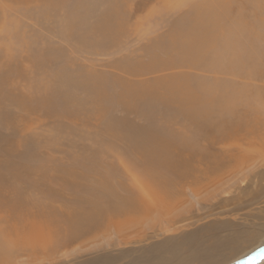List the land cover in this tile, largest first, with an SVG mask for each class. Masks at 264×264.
I'll return each instance as SVG.
<instances>
[{"label":"rangeland","instance_id":"1","mask_svg":"<svg viewBox=\"0 0 264 264\" xmlns=\"http://www.w3.org/2000/svg\"><path fill=\"white\" fill-rule=\"evenodd\" d=\"M70 1H48L47 8L41 0H0L9 4L1 3L2 9L8 6L3 13L0 9V25L5 21L0 35V64L6 54L14 52L20 76L31 83L32 72L34 81L31 91L18 90L23 95H17V104H4L6 93L2 92L0 117L8 126L0 125V131L12 132L10 141H15L16 151L30 147L21 146L22 140L31 142V178L36 186L35 201L27 203L23 197L13 201L17 197L13 186L23 190V181L12 185L8 179L0 184V264H232L237 256L246 258L259 251L264 247V234L259 236L264 226L263 166L252 169L242 182L235 178L227 181L224 168L218 173L188 175L183 182L161 174L157 181L146 173L130 136L135 127L150 129L151 124L155 127L165 122L160 117L169 110L168 104L161 106L156 117L153 113L158 104L142 107L145 96L139 92L154 88L165 97V89H157L158 81L180 84L189 76L199 83L190 88L197 94L204 87L216 96L234 88L241 95L239 89L244 83L249 95L259 93L251 67L244 68L243 76L233 73L244 64L237 65L246 53L237 45L241 41L250 43L249 23L256 18V4L244 0H89L81 10L82 16L67 31L71 32L70 41H65L58 37L53 21L67 26L61 12ZM39 8L47 13L34 15ZM189 16H201L210 23L208 33L204 29L203 34L215 40L209 42L206 37L201 43L208 48L205 62L211 63L212 53L219 54L211 63L215 66L202 70L196 64L178 62V66L160 72L141 71L153 53H160V44L183 30ZM105 19L111 33L102 29ZM239 24L242 30L235 34ZM243 27L248 32L243 33ZM229 42L238 60L232 73L226 66L225 43ZM170 55L165 50L160 53L162 59ZM30 59L33 62L28 64ZM46 60H51L54 67H47ZM53 84L50 93L45 87ZM83 84H98L100 89H83ZM56 86H60L62 97L54 100ZM126 88L137 90L132 92L134 98L118 95ZM184 91L177 95L175 105L187 99ZM119 99L128 106L119 107ZM260 99L264 105V92ZM222 102L225 109L228 103ZM252 113L244 120L254 125L256 113ZM237 116L230 121H236ZM118 121L124 128H118ZM220 122L225 125L224 117ZM168 126V138H197L201 146L209 141L206 129L193 132L191 127L176 122ZM128 127L131 129L125 130ZM221 142L205 145L204 152L224 161V140ZM175 152L176 146L171 147L170 153ZM207 163L194 164L202 169ZM106 186L120 192L130 188L135 195L142 190L141 194L146 192L152 198V206L144 209L135 205L129 211L101 214L96 225L75 228L71 219L79 212L89 214L83 206L90 208L87 203L95 202L93 195ZM233 232L239 233L235 240L240 242L238 249L224 246ZM251 264H264V258Z\"/></svg>","mask_w":264,"mask_h":264},{"label":"bare ground","instance_id":"2","mask_svg":"<svg viewBox=\"0 0 264 264\" xmlns=\"http://www.w3.org/2000/svg\"><path fill=\"white\" fill-rule=\"evenodd\" d=\"M41 1L43 5L46 4L47 8H49L48 1L57 0ZM88 1L89 0H71L68 6L65 5L67 9L65 11L63 10L61 13H65L67 22L64 21V23L67 24V26H60L52 20L57 27V34L59 38L65 41H70L69 35H71V32H69L68 35L67 31H71L74 23H76L82 16L81 10L84 8ZM244 1H252L253 4H256V7L258 9V11L256 12L255 20L251 19V22L249 23L248 41L250 43L241 41L239 45H237L239 51L242 50L243 52H246L244 54L245 58L243 60L239 59V64L237 62L238 60L235 61L234 59L232 43H225L227 53L226 66L232 73L234 64H236V62L237 65L244 63L234 69L233 73L237 76H243L242 73L244 68L251 67L253 71H255V74L257 76L256 87L258 90L256 91L259 93H256L255 95H249L246 92L247 84L244 83L245 85L239 89V91H241V95H239L234 88L228 89L227 93H224V91H222L219 96H216L215 94L212 95L208 93V91L205 90L204 87L202 92L200 94H197L194 92V90H190V88L191 86L199 83L197 79L193 80L189 76L184 77L183 82H181L180 84H175L172 80H165L164 82L158 81L159 84L156 85L157 89L163 87V89H165V97L159 94L158 91H156L154 88H145L139 91L143 96H145L142 102V107L144 105H150L151 102H155L156 104H158L159 107H157L153 113V115H155L156 117H158V112L161 106H164V104H168L169 107V110H164L160 117L163 118L165 122H162L155 127H153L154 124H151L149 126L150 129H147L145 127H135L133 129L128 127L125 129H131L130 136L133 139V143L131 144L132 148L133 150L135 149L139 151L140 158L142 159V164L145 168L146 173L148 172L147 174L154 177L157 181H160L159 179L161 178V174H165L171 177L173 176L175 178L174 180L178 179L179 182H183L184 180H187L186 178L188 175H207L210 173H218V171L224 168V177L229 176L228 179L226 178L227 181H231L230 179L235 178L237 181L239 180L242 182L243 179L249 177L252 174L251 173L247 176V174L251 172L252 169L261 166L264 167V105H261L260 99L261 93L264 92V0ZM1 3L2 2H0V9L3 13L8 6H5L2 9ZM2 4L9 5L6 3ZM12 5L15 7V4H11V6ZM91 6L92 4H90V8ZM41 9L42 8H39V10L35 11L33 14L41 17L42 15L47 13V10ZM104 21L106 23L102 27V29L106 30L108 33H111V29L107 24V19H105ZM212 21H214V19ZM2 22L4 24L0 25V35L3 31V27L5 26V21ZM215 22H218V19ZM215 22H212L213 26L215 25ZM236 22H238V20H235V23ZM207 25H210V23L207 24L206 19L201 16L187 17L186 21L183 22V30L179 29L178 32L174 33V35L171 36V40H168L166 44L162 43L158 46V51L160 53L165 50L171 55L169 57L167 56L166 59H162L160 57V53H153L151 55L152 60H150L146 64V67L141 71H144L146 73L156 71L160 72L164 69H171L175 65L178 66V64H180L178 62L193 63L197 66H200L202 70H207L214 67L215 65L211 63L216 58H218V53H212L210 55L211 63L204 61V56L206 55L208 48L203 47V43H201L202 40L204 41L206 37L210 38L209 42L215 40L214 37L208 36V34H206L205 36V34H203L204 29L206 32L208 30V28H206ZM236 27L237 30H235L234 33L238 34L242 30L240 29L242 28V26H240L239 24L236 25ZM94 30L96 31V28H94ZM172 30L175 31L174 26L172 27ZM248 31L246 30V27H243V33H246ZM230 34L231 31L229 30V35ZM78 35L79 34H77L76 39ZM181 39L183 41H181ZM246 45H248L249 48H246ZM27 46L25 47L27 48ZM13 55L14 52L12 54H6V59L4 58L0 64V101L4 97L2 96V92H5L6 99L3 100L6 101V103L4 104L8 105L19 103V97L17 95L23 93L24 90L31 91L33 88L31 83H34L32 79V72L29 75L31 83L20 76L19 63L14 62ZM32 62L33 59H30L28 64H31ZM45 65L49 68L54 67V64L51 60H46ZM143 65L144 64L140 66ZM92 73L93 71H91L90 76H93ZM54 84L51 86H47V84L45 88L48 89L51 93V89ZM59 87L60 86H56V89L58 91L54 92V100L60 99L62 97V94L59 92L61 91ZM82 88H98V84H83ZM18 90H21L23 92H19ZM183 90H185L184 96H186L188 100L186 99L185 101L178 102L179 105H175L174 102L177 101V95H180ZM136 91L137 90L135 89L126 88L125 91H120L118 95L122 94V96L125 98H134L135 94L132 92ZM253 98L254 102L252 103L251 99L253 100ZM222 100L228 103L225 106V109ZM49 102H53V98H50ZM118 102L119 107L122 106L125 108L128 106L127 103L123 102L121 99H119ZM186 103H189V105H185ZM250 103H252L253 105H250ZM238 104H240V106ZM254 104L256 105V108H254ZM231 105H236V107H229ZM237 107L239 109H237L236 111ZM137 108L138 107L135 106L134 110L136 111ZM254 111L256 113V122L254 125H257V128L254 127L253 124H250L248 121L244 120L253 115L252 112ZM235 114L238 115L237 120L231 122L230 119ZM223 117L226 120L225 125L224 123L220 122V118ZM172 122H176L180 125H186L185 127H188V129L191 127L190 129L193 132L206 129V137L209 140L205 141L206 143L204 144L206 146H208V144H219L221 140H224V161L218 160L215 154L205 153V145H199L197 142V138H191L188 136H181V138L177 140L168 138L167 127H169L168 124ZM0 125H2L3 127H7L8 122L5 123L4 121H1L0 117ZM121 126L124 128V125L121 124V121H118V128L122 129ZM215 130H220L221 132L214 133ZM248 135H250V138H247ZM11 137L12 132H10V134H3L0 131V161H7V164L5 165L0 164V184L8 179L12 180V185L15 181H23V190L18 189V187L20 186H13L14 192L17 196L15 200L13 199V201L19 202L23 197L25 200H27V203H32L36 199L34 197L35 193L33 195V191L36 190V186L31 178L34 170L31 142H29L28 139L25 140V142L22 140L20 142L21 146L23 145L26 147H30H27L28 149L24 147L25 149H22L21 151L19 150V152L15 149V141H10ZM227 138H229L228 141ZM173 146H176V152L174 154L170 153V148ZM215 159L216 162H214ZM202 161L204 164L205 162L208 163L202 169L196 168L198 167V164L196 165L194 163L201 162L202 164ZM213 162L214 165L212 164ZM20 169H23V171L19 172ZM119 187L121 188L122 186ZM102 191L103 192H100L99 194L93 195V198H95L96 200L95 202L87 203L90 208L83 206L84 209L88 210L87 212L89 214H82L81 212H79L76 213L74 219H71V222L75 228H78L80 226L87 227L96 225L98 223L97 219L101 214L109 215L115 212L119 213L129 211L134 208L135 205H141L145 209V207L147 206H152L153 203L152 198H150V196L148 197L149 194H146V192L142 194L140 193L142 192V190H138L139 195H135L130 190V188L120 192L111 189L110 186H106L102 189ZM193 195L196 196V193L193 192ZM145 196H147L149 199H147ZM150 199L152 201H150ZM7 205L10 206L9 203H7ZM104 206L107 207L104 208ZM10 207L12 208V206ZM259 232H261L259 234L261 238L262 234H264V226L259 229ZM245 233H254V231H246ZM237 237H239L238 232H233V234H230L229 238H227L226 240L227 242L224 241V246L226 244H229L232 245L234 249H238V245H240V242L235 241ZM261 242H264V237L261 238ZM262 258H264V247H262L259 251L249 254L246 258H244L243 256L241 257V255L235 257L232 261V264H251L252 261L255 262L256 260L258 261Z\"/></svg>","mask_w":264,"mask_h":264}]
</instances>
